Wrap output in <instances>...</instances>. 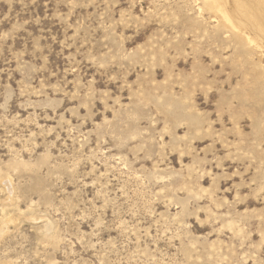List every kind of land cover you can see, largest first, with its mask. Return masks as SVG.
I'll return each instance as SVG.
<instances>
[{"label":"rangeland","instance_id":"1","mask_svg":"<svg viewBox=\"0 0 264 264\" xmlns=\"http://www.w3.org/2000/svg\"><path fill=\"white\" fill-rule=\"evenodd\" d=\"M195 8L0 0V264H264V54Z\"/></svg>","mask_w":264,"mask_h":264},{"label":"bare ground","instance_id":"2","mask_svg":"<svg viewBox=\"0 0 264 264\" xmlns=\"http://www.w3.org/2000/svg\"><path fill=\"white\" fill-rule=\"evenodd\" d=\"M194 1H195V6H197V8H195L197 15H199L201 17H206L207 15L204 16V13L207 12L208 18H211V20L213 19L217 22V25H215L216 28L217 27L226 28L228 30V32H230L229 36L234 37L235 43H237V45H239V47L240 46H242V47L247 46V47H249L250 50L251 49L258 50L260 52V54H261V52H263V54H264V0H232L233 4L230 7H229V0H194ZM191 19H193V18H191ZM203 19H205V18H203ZM203 21L204 20H202L201 23L204 24L205 22H203ZM191 23H192V21L190 22V24ZM198 23H199V20H198V22H197V20L193 21L192 25H193V27H195V29L198 28ZM188 26H189V24H188ZM188 26H187V28H188ZM198 30H199V28H198ZM200 30H202V29H200ZM219 30H220V28H219ZM200 33H202V32L200 31ZM195 34H197V33H195ZM205 34H206V32H205ZM192 35H194V34H192ZM207 35H209V34H207ZM198 37L201 38V36H197V38ZM183 39H185V38H183ZM179 48H181V47H179ZM247 49H246V51H247ZM250 50H248V51H250ZM263 89H264V87H263ZM262 93H264V91ZM260 97H261V95H260ZM262 98H263V96H262ZM174 105H175V103H174ZM170 113H171V111H170ZM187 113H189V112H187ZM179 115H180V113H179ZM184 116H186V114ZM184 116L182 118H184ZM186 120H189V119L186 118ZM8 196H9V198H7V200H10L9 205L10 206L16 205L15 201H14L15 200L14 194L11 195V191H9ZM18 209L19 208L16 206V208H15L16 212L18 213V215H21L23 212L19 211L20 209L19 210ZM7 212L8 211H6L5 208L2 206V209H1L2 215L0 218V236H2V234L7 231V227L4 226L6 221L8 219L13 220L14 219L13 216H15V215L7 214ZM32 217H33V219L37 218V216H35V215ZM46 222L47 223L44 224L46 236L49 238H55V235L52 232V229H51L52 227L49 224V221H46ZM5 264H10V263L5 262Z\"/></svg>","mask_w":264,"mask_h":264}]
</instances>
